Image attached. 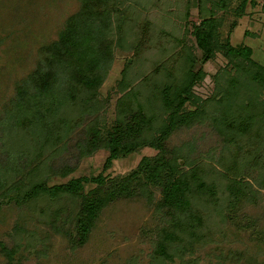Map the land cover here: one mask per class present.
I'll return each instance as SVG.
<instances>
[{
  "label": "trees",
  "instance_id": "obj_1",
  "mask_svg": "<svg viewBox=\"0 0 264 264\" xmlns=\"http://www.w3.org/2000/svg\"><path fill=\"white\" fill-rule=\"evenodd\" d=\"M126 1L81 0L79 10L67 19L58 40L40 50L36 70L19 83L16 99L6 107V116L0 119V126H10L24 140L21 144L24 148L14 151L9 169L4 176L0 175V195L14 197L12 199L30 207L35 204V209L43 213L48 222L58 221L63 213L59 198L79 200L82 209L80 207L76 225L78 234L75 237L79 244L88 240L95 220L104 208L120 198L140 196L154 206L156 218L164 225L156 229L158 241L154 245L151 264H168L174 260L179 248L187 250L189 246L190 250L195 241L204 238L205 213L202 207L212 206L222 215L230 213L229 218L238 213L239 206L250 197L249 186L243 181L245 173L242 167L250 162L249 158H252L251 165L259 166L261 161L251 149L247 152L243 144L244 140H249L250 145L264 147V105L259 106L252 98L243 97L240 101V79L232 78L220 92V99L203 100L195 91L206 78L204 65L214 60L219 52L244 78L264 89V68L252 59L251 51L233 47L229 38L226 42L220 41L223 23L217 13L232 10L236 1L239 5L234 12L243 17L248 0L213 2L212 8L203 13L201 21L191 24L190 35L194 40L191 46L185 39L163 33L170 48L157 45L155 48L159 54L151 66L153 70L142 76L143 88L149 86L152 91L150 97H145L146 101L159 105L167 114L161 124L157 121L158 114L154 111L149 113L138 100L139 94L130 89L118 100L112 126L100 125L97 120L90 125L82 152L90 155L99 148L108 150L105 170L115 161L142 149L158 151L154 157H145L131 175L111 178L100 174L95 178L72 180L68 185L50 188L43 180L40 181V177H34L38 169L27 172L22 167L26 160L21 157L33 152L32 146H39L40 149L52 146L55 139L63 137L62 132H72L83 115H92L101 109L100 89L109 76L117 48L133 49V64L145 57L143 51L149 45L140 41L150 31L149 26L139 27L142 35L137 29L129 39H125L121 20L125 15L122 7ZM119 14L122 16L119 17ZM235 26L232 25V28ZM147 39L151 41L150 37ZM133 64L129 59L124 76ZM160 73H165V81L158 77ZM126 77L117 84L120 92L130 87ZM189 104L195 109L187 110ZM209 105L217 107L211 119L207 114ZM68 108L71 111L76 108L80 117L64 112ZM207 120L233 148L232 152L222 156L219 163L225 182L222 191H218L215 181L209 180L204 167L196 165L185 170L179 160L181 151L168 147V141L177 130ZM29 142L31 146H28ZM85 183L96 187L86 193ZM156 192L161 195L157 202L154 201ZM42 201H46L44 206L40 204ZM52 206L56 208L53 212L50 211ZM0 246L5 258L14 262L17 249Z\"/></svg>",
  "mask_w": 264,
  "mask_h": 264
},
{
  "label": "rangeland",
  "instance_id": "obj_2",
  "mask_svg": "<svg viewBox=\"0 0 264 264\" xmlns=\"http://www.w3.org/2000/svg\"><path fill=\"white\" fill-rule=\"evenodd\" d=\"M80 1L0 0L1 120L6 116V107L16 99L19 83L36 70L40 61V50L58 40L67 19L79 10ZM216 1L127 0L122 7L125 9V15L123 14L121 20L125 29L124 37L129 39L133 31L135 34L140 26L148 24L150 31L143 35L140 41L144 45H149V48L143 51L145 57H141L140 61L133 64L134 50L127 47L117 48L109 76L100 89L101 109L92 115H83L77 127L70 133L62 132L63 137L55 139L52 146H43L41 149L38 145L32 146L34 151L21 157L26 160L22 165L24 171L38 169L36 174L38 177L35 175L34 177H40V181L43 180L48 187L53 188L68 185L72 180L95 178L100 174L111 178L129 176L138 169L145 157L156 156L158 151L145 148L127 158L115 161L108 170H105L109 158L108 150L99 148L93 154L84 155L82 145L86 144L89 127L95 120L100 125L112 126L117 115L118 100L130 89L139 94L138 100L149 113L154 111L158 114V123L163 122L167 114L159 105H151L146 101L145 97H150L152 91L149 86L143 88L142 76L153 70L151 66L159 54L155 47L163 45L170 48L168 38L163 33L167 32L178 39H185L191 46L194 44L190 35L191 24L199 23L203 13L212 8V3ZM238 5L239 2L234 1L232 10L217 13V17L222 19L223 23L220 28V41L226 42L229 38L233 47L251 51L252 59L264 68V0H248L243 17H238L234 12ZM121 16L122 14H119V17ZM234 24L236 26L232 28ZM139 32L141 34L142 29ZM148 37L151 41L147 39ZM129 59L133 66L127 70L125 81L130 87L120 92L117 84L125 77L123 71ZM204 71L207 73L206 78L195 89L203 100L220 99V92L227 87L232 78H237L241 81L240 101L243 97L252 98L259 106L264 105V89L244 78L221 52L214 60L204 65ZM158 77L166 80L165 73H160ZM186 109L194 110L195 107L189 104ZM70 111V108L64 109V112L80 117L78 116L80 112H76V108ZM216 112L217 107L212 105L207 107L210 119ZM14 131L8 125L7 128L0 126V175L3 176L6 169H9L14 151L24 148L21 146L24 140H21L19 133ZM222 138L218 129L207 120L177 130L168 141V147L170 150L181 151L179 160L185 170L196 165L204 167L209 180L215 181L218 191H222L225 182L221 176L223 171L219 163L222 156L233 150ZM27 144L32 145L30 142ZM243 148H246L247 152L251 149L256 158L259 157L261 160L259 166L251 165L252 158H249L250 162L242 167V172L245 173L243 181L249 186L250 197L239 206L238 213L230 218V213L222 215L212 206L207 208L201 206L205 213L204 238L195 241L190 250L189 246L187 250L179 248L174 254V260L168 264L183 262L264 264V150H260L264 147L260 144L250 145L249 140H244ZM95 187L96 185L92 183L84 184L86 193ZM2 194L0 244L8 249L16 248L17 253L15 261L10 262L0 252V264L153 262L152 253L158 241L156 229L164 225L156 218L154 206L149 205L146 199L140 196L120 198L104 208L96 218L88 240L84 244H79L75 240L78 234L77 219L81 213L79 200L70 197L59 198L63 213L58 221L48 222L43 213L35 209V204L30 207L12 199L14 197L9 198ZM160 198V192H156L154 201L157 202ZM221 198L224 199L222 195ZM40 204L44 206L46 201ZM52 207L50 211L53 212L56 208Z\"/></svg>",
  "mask_w": 264,
  "mask_h": 264
}]
</instances>
